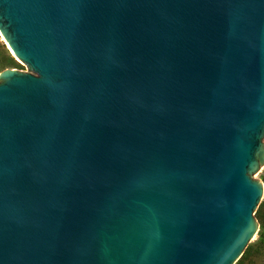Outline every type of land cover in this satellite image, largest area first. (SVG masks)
I'll return each instance as SVG.
<instances>
[{
	"label": "water",
	"instance_id": "obj_1",
	"mask_svg": "<svg viewBox=\"0 0 264 264\" xmlns=\"http://www.w3.org/2000/svg\"><path fill=\"white\" fill-rule=\"evenodd\" d=\"M0 34V264H235L264 0H0Z\"/></svg>",
	"mask_w": 264,
	"mask_h": 264
},
{
	"label": "rangeland",
	"instance_id": "obj_2",
	"mask_svg": "<svg viewBox=\"0 0 264 264\" xmlns=\"http://www.w3.org/2000/svg\"><path fill=\"white\" fill-rule=\"evenodd\" d=\"M5 68H16L24 71L27 67L11 54L0 35V71ZM253 176L260 178L264 183V164ZM253 215L257 222V232L250 240L248 252L241 264H264V191Z\"/></svg>",
	"mask_w": 264,
	"mask_h": 264
},
{
	"label": "trees",
	"instance_id": "obj_3",
	"mask_svg": "<svg viewBox=\"0 0 264 264\" xmlns=\"http://www.w3.org/2000/svg\"><path fill=\"white\" fill-rule=\"evenodd\" d=\"M263 179H264V177H263ZM248 249H249V247L247 246L246 249L244 250V252L242 253L241 257L235 262V264H241L242 263V261L244 260L246 254L248 252Z\"/></svg>",
	"mask_w": 264,
	"mask_h": 264
},
{
	"label": "bare ground",
	"instance_id": "obj_4",
	"mask_svg": "<svg viewBox=\"0 0 264 264\" xmlns=\"http://www.w3.org/2000/svg\"><path fill=\"white\" fill-rule=\"evenodd\" d=\"M1 35V34H0ZM2 37V36H1Z\"/></svg>",
	"mask_w": 264,
	"mask_h": 264
}]
</instances>
